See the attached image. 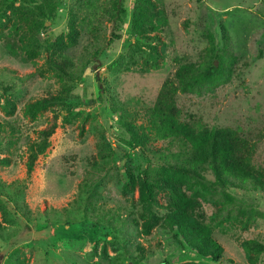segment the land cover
<instances>
[{
  "label": "rangeland",
  "instance_id": "rangeland-1",
  "mask_svg": "<svg viewBox=\"0 0 264 264\" xmlns=\"http://www.w3.org/2000/svg\"><path fill=\"white\" fill-rule=\"evenodd\" d=\"M112 1L97 2L95 17L103 18L99 20L102 25L97 24L98 40L84 37L70 54L75 64L73 80L49 67L47 41L68 33L72 10L82 18L90 17L87 10L79 9L77 0H63L57 18L46 21L38 41L34 40L32 59L18 47L17 36L0 39V206L7 207L12 221L4 223L0 212L4 226L0 248L5 247L0 264H100L102 251L107 253V264H253L255 260L249 258L255 255L242 243L256 240L264 245V193L233 191L232 206L222 194L214 197L224 210L214 226V236L225 250L220 263L205 260L174 233L161 229L141 238L139 249L132 243L127 250L122 238L113 239L111 216L139 211L124 189L133 191L134 201H139L142 173L150 163L160 162L164 155L180 158L189 150L185 143L173 140L157 141L153 153L126 146L130 135L119 115H112L99 101V86L87 61L99 47L100 76L109 97L137 114L138 125L151 127L148 112L165 80L178 68L176 60L202 62L209 46L206 35L211 32L219 39L220 26H224L238 59L234 75L213 91L179 93L178 105L185 120L192 115L198 123L232 128L247 137L256 148L254 163L264 168V0H156L167 19L161 30L165 59L149 72L140 70L147 55L138 50L137 38L129 31L135 0H125L128 18L119 32L121 38L106 45ZM20 5L16 2L15 8ZM1 32L8 35L12 31L0 26ZM8 42L15 44L16 55L7 49ZM120 60L123 68L112 69ZM66 90V102L36 120L25 116L28 103ZM6 99L16 104L12 116L1 105ZM54 121L55 133L48 139L47 150L39 154V132ZM11 125L16 131L12 132ZM208 179L213 180V175L209 173ZM15 202L27 206V216ZM206 212L211 216L216 210L206 206ZM6 243L14 246L6 248ZM255 263L264 264V252Z\"/></svg>",
  "mask_w": 264,
  "mask_h": 264
},
{
  "label": "trees",
  "instance_id": "trees-1",
  "mask_svg": "<svg viewBox=\"0 0 264 264\" xmlns=\"http://www.w3.org/2000/svg\"><path fill=\"white\" fill-rule=\"evenodd\" d=\"M98 1L77 0L79 9L87 10L90 17L82 18L80 13L72 10L69 13L68 33L60 35L53 41H47L49 67L67 80L74 79L75 64L70 54L80 45L81 39L91 36L98 40L99 25H102L99 24V20L103 21V18L101 20L100 17H95L96 12H99ZM14 2H20L21 5L15 8V3L0 2V26L12 31L8 35L1 32L0 39H5V36L9 39L17 36L20 44L18 47L26 52V58L32 59L34 40L38 41L37 37L44 29L46 21L57 18L63 0H14ZM25 5L32 8H26ZM124 5L125 0L112 1L106 32L108 46L121 38L119 32L127 23L128 12ZM166 22V16L163 11L158 10L156 0H135L129 31L137 38L135 45L138 50L147 55L140 69L142 72L159 68L160 62L165 59L161 30ZM219 33V39L211 32L206 35L209 46L202 62L176 60L179 62L178 68L172 77L165 80L155 105L148 112L147 119L151 127L138 125L137 114H131L109 97L105 81L100 76L102 65L98 62V55L101 52L99 47L94 48L87 61L89 69L95 73L99 86V101L112 115H119L121 125L130 135V139L124 141L126 146L144 153H153L157 141L173 140L185 143L189 150L180 158L164 155L159 163L157 161L153 165L150 163L149 168L142 173L139 201H134L133 191L124 189L123 193L131 196L133 206L139 211L137 213L131 211L125 216L121 214L115 218L112 215L110 226L113 239L122 238L127 250L132 243L133 247L139 249L141 238L149 237L154 230L161 229L174 233L180 242L205 260L220 263L225 250L214 236L216 229L214 226L220 223L216 221L224 210L219 208L221 204L214 200V197L222 194L232 206L235 204V197L231 194L233 191L245 194L264 193V168L257 166L253 161L255 145L232 128L210 127L196 122L192 115H189V119H183L182 109L178 105L179 93L213 91L230 81L234 75L238 59L231 51L230 34L222 25ZM7 49L12 55L18 52L15 44L11 42L7 43ZM111 68L121 70L122 60L114 63ZM67 92L69 90H66L65 94H51L28 103L25 116L32 120L38 119L51 107L66 102ZM1 105L8 115L16 113L15 102L6 99ZM56 127L57 123L54 121L50 127L39 132L42 140L39 154L47 150L48 139L55 133ZM10 129L12 132L16 131L14 125H11ZM35 158L36 155L33 160ZM32 168L33 164H29V169ZM209 173L213 175V180L208 179ZM128 175L132 178L129 171ZM14 204L24 216H27L29 209L26 205L16 202ZM206 206L214 207L216 212L209 216ZM0 212L4 223L12 222L8 219L7 207L0 206ZM14 216L18 217L15 214ZM3 227L0 223V232ZM12 246L14 245L6 243V248ZM242 246L255 255L249 258L250 262L256 261L264 252V245L256 240L245 241ZM2 249L5 247L0 248V252ZM93 252L95 255L98 253V246ZM255 261L253 264H256ZM99 262L108 263L106 251L99 255Z\"/></svg>",
  "mask_w": 264,
  "mask_h": 264
}]
</instances>
